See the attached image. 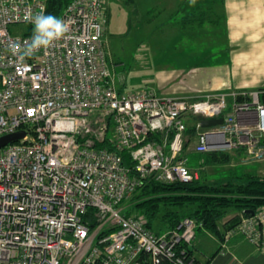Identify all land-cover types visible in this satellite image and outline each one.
Listing matches in <instances>:
<instances>
[{"label": "built area", "instance_id": "2783aa9c", "mask_svg": "<svg viewBox=\"0 0 264 264\" xmlns=\"http://www.w3.org/2000/svg\"><path fill=\"white\" fill-rule=\"evenodd\" d=\"M104 2L73 0L61 16L68 33L20 59L48 0H0V138L26 133L0 149V264H199L188 250L196 220L157 235L126 215L128 201L148 180L198 178L185 153L192 124L196 153L244 150L264 163L260 92L163 96L117 86ZM216 119L223 124L202 127ZM234 236L264 254V207L241 216L225 233Z\"/></svg>", "mask_w": 264, "mask_h": 264}, {"label": "crops", "instance_id": "0c3cea01", "mask_svg": "<svg viewBox=\"0 0 264 264\" xmlns=\"http://www.w3.org/2000/svg\"><path fill=\"white\" fill-rule=\"evenodd\" d=\"M154 1L162 2L164 0ZM166 1L168 2L165 6L161 3L160 5H156L160 7L161 12L164 11V7L173 9L172 4L176 0ZM183 1L185 0H178L175 6L176 13L172 12L165 22L170 23L169 19L171 18V22L174 19V23L170 24H177L176 21L178 20L175 19V15L178 14ZM207 1L209 2L208 5L205 4L192 9L189 15L209 8L208 6L213 3L211 2L212 0ZM222 2L223 6L220 9L222 10L221 16L226 21L223 31L220 29L214 31L209 28V31L203 29L198 32H191V35H188V32H184V35L192 41L202 40L204 37L202 38L200 34L204 36L206 33L208 35L206 39L215 42L214 46H218L220 51L204 53L202 57L203 62H199L203 66L202 68L193 66L192 69H180L173 65V63H168L170 66L164 68L159 73L158 80L154 81L157 83L151 87L152 89L147 90L163 96H189L192 93L203 95L210 93L256 92L255 90L264 89V0H222ZM156 6L154 5L152 8L158 10L159 7ZM108 26L109 21L106 20L104 42L110 50L111 40L107 36ZM120 41L122 43V40ZM216 56V61H212L211 58ZM117 64L119 66L121 63ZM205 66L208 67L205 68ZM116 83L122 91L125 90V83H122V86H120L117 79ZM261 93V97L264 96V92L262 91ZM193 144L191 143L189 152L190 150L194 152H190L187 157L191 153L199 157L204 155L196 153L194 150L195 146L191 149ZM241 152L245 151L237 150L229 153H232L233 156L237 155V157L242 159L244 154L242 153L243 155L241 156ZM245 156H247L246 153ZM190 168L191 170L193 169V167ZM244 169L249 173L250 171L255 172L253 167H244ZM260 177L262 176L260 175ZM231 217L233 215L228 216L219 224V234L205 228L198 230L197 238L190 248L192 257L199 264H264V254L242 237L234 236L226 241L225 224L232 219ZM212 256H214L213 259H211Z\"/></svg>", "mask_w": 264, "mask_h": 264}, {"label": "rangeland", "instance_id": "374dc122", "mask_svg": "<svg viewBox=\"0 0 264 264\" xmlns=\"http://www.w3.org/2000/svg\"><path fill=\"white\" fill-rule=\"evenodd\" d=\"M104 1L105 11L107 12L106 20L109 21L107 36L111 40L110 47L112 48L111 51V48L109 47V50L107 47L110 70L115 75L120 86H122V83L126 84L124 91L130 92L152 89L151 87L157 83L154 81L158 78L159 73L164 68L170 66L168 63H173V65L180 69H192L193 66L202 68L203 66L200 63L203 62L202 57L204 53L220 51L218 46H214L215 42L206 39L208 36L206 33L204 36L200 34L206 40L203 38L202 40L192 41L184 35L182 30L179 31L181 29L179 24H170L174 23V19L173 22H171V18L169 19L170 23L165 22L172 12L176 13L175 6L178 0L172 4L173 9L164 7V13L156 5H160L161 3L165 6L168 2L166 0L162 2H156L154 0H134V3H131V0ZM182 3L177 17H175L178 21H182L187 17L192 12V9L205 4L208 5L209 2L207 0H185ZM154 5L159 7V9L154 10L152 8ZM222 6V0H214V3L208 7L213 8L214 15L221 16L222 10L220 9ZM212 14V12L207 10L204 21L206 22L205 25H208L207 23L212 21L210 25L215 27L207 26L206 30L209 31V28H211L214 31L218 29L223 31V26L226 24V21L224 18L220 19L218 26H216L218 22L215 24L216 16H212ZM159 15L160 17H158ZM120 40H122V43ZM216 59L217 56L211 58L212 61H216ZM197 62L200 63L195 64ZM117 63L121 64L118 66ZM207 67L205 66V68ZM261 90L264 92L263 89ZM261 90L255 91L261 93ZM195 94L197 93H192L189 96H202ZM191 143H194L191 148L193 149L195 142L192 141ZM190 152L194 151L190 150ZM190 152L187 150L185 153L189 155ZM242 153L244 157L240 159L237 155L233 156L232 153L228 152L231 157L228 163L213 161L210 153L200 157L191 153L188 156L190 161L189 166L193 167L192 171L197 174L198 178L196 180L201 179L205 183H220L237 178L245 179L250 174L264 177V163L251 162V159L245 156V152H241V156L243 155ZM244 167H253L255 172L250 171L249 173ZM234 214L236 215L234 216ZM232 215V219L241 217L240 213H232L229 216ZM159 221L155 224V231H158L157 224Z\"/></svg>", "mask_w": 264, "mask_h": 264}, {"label": "trees", "instance_id": "16d2710c", "mask_svg": "<svg viewBox=\"0 0 264 264\" xmlns=\"http://www.w3.org/2000/svg\"><path fill=\"white\" fill-rule=\"evenodd\" d=\"M72 1L48 0L47 15L51 14L61 18ZM130 2L134 3V0ZM211 2L214 3V0ZM212 7L206 8V11L200 10V12L191 14L182 21H176L181 26L180 30L191 35V32L206 30L207 26L215 27L210 25L212 21L207 23L208 25H205L204 21L207 10L213 13L212 16L214 15ZM105 13L107 12L105 11ZM214 16H216L215 24L218 22L216 24L218 26L223 17ZM260 99L264 103V96ZM238 101L242 102L244 99L240 98ZM195 135L196 128L193 124L189 125L185 134V151L188 150ZM210 154L215 162L228 163L231 160L228 153ZM122 156L127 163H130L129 155L126 152ZM127 206V216L144 218L146 227L157 235L176 230L186 218L196 220L199 224L198 230L205 228L219 234V224L230 214L240 213L241 216L251 217L245 212L257 213L264 207V177L250 174L245 179H231L220 183H205L200 179L192 183L177 182L169 185L148 180L135 192ZM158 220H160L157 224L158 231H155V224ZM239 220L240 218H233L227 222L225 224L226 232L235 227ZM190 248L188 247V250L191 255Z\"/></svg>", "mask_w": 264, "mask_h": 264}, {"label": "clouds", "instance_id": "9594fccd", "mask_svg": "<svg viewBox=\"0 0 264 264\" xmlns=\"http://www.w3.org/2000/svg\"><path fill=\"white\" fill-rule=\"evenodd\" d=\"M34 25L31 43L27 45L23 55L31 56L35 51L41 48L50 47L55 41L60 40L69 31V25L61 18L55 15L40 14L32 19Z\"/></svg>", "mask_w": 264, "mask_h": 264}, {"label": "water", "instance_id": "95a60500", "mask_svg": "<svg viewBox=\"0 0 264 264\" xmlns=\"http://www.w3.org/2000/svg\"><path fill=\"white\" fill-rule=\"evenodd\" d=\"M223 124L222 119H216V120H203L202 121V127L204 129H209L217 126H221ZM26 136L25 132H18L13 135H7L5 137L0 138V149L10 145L19 142ZM246 215L254 216L253 211H246Z\"/></svg>", "mask_w": 264, "mask_h": 264}]
</instances>
